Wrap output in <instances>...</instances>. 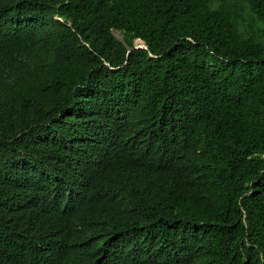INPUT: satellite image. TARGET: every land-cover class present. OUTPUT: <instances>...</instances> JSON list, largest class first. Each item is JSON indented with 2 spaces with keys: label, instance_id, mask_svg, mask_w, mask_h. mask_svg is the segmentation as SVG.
<instances>
[{
  "label": "trees",
  "instance_id": "obj_1",
  "mask_svg": "<svg viewBox=\"0 0 264 264\" xmlns=\"http://www.w3.org/2000/svg\"><path fill=\"white\" fill-rule=\"evenodd\" d=\"M0 264H264V0H0Z\"/></svg>",
  "mask_w": 264,
  "mask_h": 264
},
{
  "label": "rangeland",
  "instance_id": "obj_2",
  "mask_svg": "<svg viewBox=\"0 0 264 264\" xmlns=\"http://www.w3.org/2000/svg\"><path fill=\"white\" fill-rule=\"evenodd\" d=\"M115 35L119 38V39H123V34L121 33V32H119V31H116L115 32ZM139 43V45L138 46H141V45H143V43L142 42H138Z\"/></svg>",
  "mask_w": 264,
  "mask_h": 264
},
{
  "label": "water",
  "instance_id": "obj_3",
  "mask_svg": "<svg viewBox=\"0 0 264 264\" xmlns=\"http://www.w3.org/2000/svg\"><path fill=\"white\" fill-rule=\"evenodd\" d=\"M139 45V43L137 42V44H136V47H141V46H144V45H141V46H138Z\"/></svg>",
  "mask_w": 264,
  "mask_h": 264
},
{
  "label": "bare ground",
  "instance_id": "obj_4",
  "mask_svg": "<svg viewBox=\"0 0 264 264\" xmlns=\"http://www.w3.org/2000/svg\"><path fill=\"white\" fill-rule=\"evenodd\" d=\"M139 42H142V43L144 44V42H143V41H141V40H139Z\"/></svg>",
  "mask_w": 264,
  "mask_h": 264
},
{
  "label": "clouds",
  "instance_id": "obj_5",
  "mask_svg": "<svg viewBox=\"0 0 264 264\" xmlns=\"http://www.w3.org/2000/svg\"><path fill=\"white\" fill-rule=\"evenodd\" d=\"M139 42V41H138ZM137 44V43H136ZM144 45V44H143Z\"/></svg>",
  "mask_w": 264,
  "mask_h": 264
}]
</instances>
